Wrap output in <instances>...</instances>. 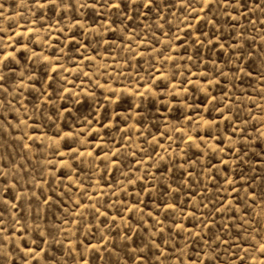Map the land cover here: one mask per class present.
I'll return each mask as SVG.
<instances>
[{
    "label": "rangeland",
    "instance_id": "rangeland-1",
    "mask_svg": "<svg viewBox=\"0 0 264 264\" xmlns=\"http://www.w3.org/2000/svg\"><path fill=\"white\" fill-rule=\"evenodd\" d=\"M0 264H264V0H0Z\"/></svg>",
    "mask_w": 264,
    "mask_h": 264
}]
</instances>
